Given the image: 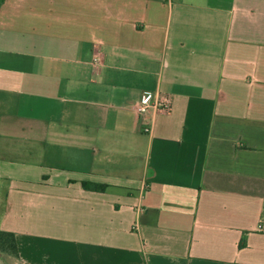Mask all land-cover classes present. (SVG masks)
<instances>
[{
	"label": "crops",
	"instance_id": "crops-1",
	"mask_svg": "<svg viewBox=\"0 0 264 264\" xmlns=\"http://www.w3.org/2000/svg\"><path fill=\"white\" fill-rule=\"evenodd\" d=\"M0 135L22 264H264V0H3Z\"/></svg>",
	"mask_w": 264,
	"mask_h": 264
},
{
	"label": "rangeland",
	"instance_id": "rangeland-1",
	"mask_svg": "<svg viewBox=\"0 0 264 264\" xmlns=\"http://www.w3.org/2000/svg\"><path fill=\"white\" fill-rule=\"evenodd\" d=\"M3 0H0L2 2ZM15 138L8 137L6 135H0V147H7L12 144H27L33 142V140L28 139L29 135H15ZM2 151V149H0ZM7 184L5 181H0V229H4V225L7 221L4 219V201L6 194ZM0 264H22L16 257L10 256L0 252Z\"/></svg>",
	"mask_w": 264,
	"mask_h": 264
},
{
	"label": "built area",
	"instance_id": "built-area-1",
	"mask_svg": "<svg viewBox=\"0 0 264 264\" xmlns=\"http://www.w3.org/2000/svg\"><path fill=\"white\" fill-rule=\"evenodd\" d=\"M99 58L95 59V62H98ZM172 103L170 99L162 98L161 95L157 92H145L141 95L140 99L135 105V110L138 114H145L150 109L154 111H169L171 109ZM149 131L148 128L145 129Z\"/></svg>",
	"mask_w": 264,
	"mask_h": 264
},
{
	"label": "trees",
	"instance_id": "trees-1",
	"mask_svg": "<svg viewBox=\"0 0 264 264\" xmlns=\"http://www.w3.org/2000/svg\"><path fill=\"white\" fill-rule=\"evenodd\" d=\"M84 186L86 188L98 191H103L106 187L104 184L99 185L94 183L84 184ZM0 252L20 259L18 242L16 239V234L13 231L0 229Z\"/></svg>",
	"mask_w": 264,
	"mask_h": 264
}]
</instances>
